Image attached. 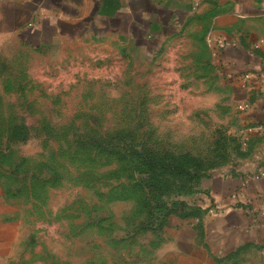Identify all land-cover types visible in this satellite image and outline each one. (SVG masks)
Returning <instances> with one entry per match:
<instances>
[{"label": "rangeland", "instance_id": "1", "mask_svg": "<svg viewBox=\"0 0 264 264\" xmlns=\"http://www.w3.org/2000/svg\"><path fill=\"white\" fill-rule=\"evenodd\" d=\"M211 25L198 10L155 52L121 36L0 39V172L48 225L44 260L154 264L184 196L250 154Z\"/></svg>", "mask_w": 264, "mask_h": 264}, {"label": "crops", "instance_id": "2", "mask_svg": "<svg viewBox=\"0 0 264 264\" xmlns=\"http://www.w3.org/2000/svg\"><path fill=\"white\" fill-rule=\"evenodd\" d=\"M0 3V39L15 36L43 47L66 38L121 36L149 52L202 9L212 22L209 39L217 64L237 90L247 123L264 124V0ZM247 72L254 73L251 90L241 78ZM248 136L246 158L208 176L198 191L184 196L194 213L168 223L162 239L153 243L154 264H264V133L251 131ZM29 196L9 188L0 172V264H50L39 251L40 230L48 225L24 208ZM215 204L221 208L210 212Z\"/></svg>", "mask_w": 264, "mask_h": 264}, {"label": "built area", "instance_id": "3", "mask_svg": "<svg viewBox=\"0 0 264 264\" xmlns=\"http://www.w3.org/2000/svg\"><path fill=\"white\" fill-rule=\"evenodd\" d=\"M254 77V73L252 72H247L245 74L242 75V80H243V84L244 86L247 88V89H253L255 84L254 82L252 81ZM250 131H258V132H261V133H264V124L262 123H259V124H256L252 127H250ZM262 174H264V169L263 171H261ZM221 208V206L219 204H215L213 206H210L209 208V211L210 212H215L216 210H219Z\"/></svg>", "mask_w": 264, "mask_h": 264}, {"label": "trees", "instance_id": "4", "mask_svg": "<svg viewBox=\"0 0 264 264\" xmlns=\"http://www.w3.org/2000/svg\"><path fill=\"white\" fill-rule=\"evenodd\" d=\"M194 213V211H192L191 209H189L188 208V212H185L184 214H182V215H184V217H186V216H188V215H191V214H193ZM160 221V220H159ZM158 222V221H157ZM165 221H163V222H161L160 223V225L158 226V223H156L157 225V227H158V229H160V228H162L165 224H167V222L166 223H164ZM155 224V223H154Z\"/></svg>", "mask_w": 264, "mask_h": 264}]
</instances>
